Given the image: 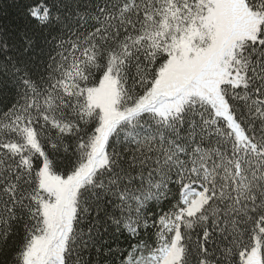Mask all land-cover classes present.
<instances>
[{"label":"snow or ice","instance_id":"6c2138e0","mask_svg":"<svg viewBox=\"0 0 264 264\" xmlns=\"http://www.w3.org/2000/svg\"><path fill=\"white\" fill-rule=\"evenodd\" d=\"M0 264H264V0H0Z\"/></svg>","mask_w":264,"mask_h":264}]
</instances>
